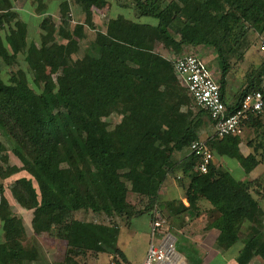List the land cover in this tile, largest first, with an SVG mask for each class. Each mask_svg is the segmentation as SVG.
I'll use <instances>...</instances> for the list:
<instances>
[{"label":"trees","instance_id":"16d2710c","mask_svg":"<svg viewBox=\"0 0 264 264\" xmlns=\"http://www.w3.org/2000/svg\"><path fill=\"white\" fill-rule=\"evenodd\" d=\"M34 2V12L46 14L42 1ZM134 2L138 14L152 21L109 19L106 31L97 36L95 51L76 58L82 26L76 24L72 34L67 29L70 17L64 14L75 5L84 13L85 22L93 25L92 8L104 6L105 0L60 2L64 16L57 33L66 42L53 38L50 13L39 23L44 43L40 46L28 43L27 26L21 20L14 22L4 38L0 36V59L10 65L23 53L31 80L40 89L30 86L23 69H17L8 81L0 70V129L11 141L13 153L27 161L22 167L25 174L11 183V198L20 207L33 210L34 229L50 230L54 225L67 246L105 252L116 244L117 233V224L106 223L114 216L126 220L152 216L159 210L164 182L179 173L188 202L181 211L192 210L200 216L198 202L207 200L214 216L204 229L215 230L216 245L228 249L240 242L243 261L252 255L264 257V232L258 225L264 219L260 203L264 173L243 185L231 172L217 169L213 161L206 173L196 169L199 158L190 153V145L199 140L203 117L210 120L209 115L196 103L199 109L193 110L194 100L179 83L173 60L154 51L156 43L178 52L183 44L213 47L221 66L218 83L222 93L230 57L243 59L249 47L247 31L264 29V0ZM14 14L10 0H0V26ZM249 76L239 101L244 93L260 88L264 58ZM104 98L112 99L109 108ZM239 101L228 107L235 108ZM263 111L264 107L245 121L258 129L260 138L264 136L259 131ZM112 112L122 117L109 128L104 118ZM239 136L213 134L204 141L213 156L236 159L247 174L264 159V140L257 138L252 151L244 155ZM185 148L189 153L173 162L174 154ZM5 150L0 141V158L7 163L5 168L0 165L2 179L21 170L8 164ZM3 185L0 183V192ZM1 194L5 240L0 242V264H8L23 260L27 252L18 240L24 233L22 221L12 214L8 197ZM75 211L92 212L96 217L81 220L74 217ZM244 226L247 233L242 232ZM113 250L132 264L119 248ZM202 260L197 264H203Z\"/></svg>","mask_w":264,"mask_h":264},{"label":"rangeland","instance_id":"374dc122","mask_svg":"<svg viewBox=\"0 0 264 264\" xmlns=\"http://www.w3.org/2000/svg\"><path fill=\"white\" fill-rule=\"evenodd\" d=\"M44 1V6L46 8L43 11L46 14L43 15L42 11L39 13L34 12L36 4L34 0L32 1L34 3L28 1L22 5L15 4L12 0H10V2L13 4L15 14L2 22L0 26V36L4 38L5 35L9 33V28L14 25V22L21 20L27 26L26 36L28 43L33 42L37 46H40L44 43L40 37L41 29L39 23L44 17L47 16V14L50 13L52 17L50 22H53L54 24L53 38H55L56 42H66V39H63L57 33L58 26L61 25V17L65 15L70 17V22L67 29H69L72 34H74V27L76 24H80L82 26V37L77 40L78 52L73 56L76 58L78 56L84 55L85 53L95 51V48L98 45L97 36L98 34H102L106 31V25L109 19L122 17L137 22L152 21L149 17L140 16L138 14L135 8L134 0H105L106 4L104 6L93 7L91 15L93 25L87 24L85 22L84 13L77 10L75 5L71 7V10H69L68 13L62 15L59 4L64 0ZM164 1L168 3L173 0ZM263 33L264 29L260 31L249 29L247 31V41L249 47L244 54V58L239 60L236 59L235 56H232L229 59L230 65L225 75V96L229 103H235V101L238 99L239 94L247 84V78L250 77L249 74L252 72L253 67L256 68L259 60L262 56H264V52H261L259 49V41ZM75 37L78 38L77 36ZM154 51L160 53L165 58L170 60H174L184 53H197L203 60H205L213 74V77L216 78L218 82L220 80L221 66L219 64L217 52L209 45L198 44L194 46L183 44L181 45V51L178 52L177 50L164 47L161 43H156L154 46ZM17 69H23L29 78L28 80L30 86L34 87L36 91H40V89H38L31 80L32 73L24 59L23 53H19L16 61L10 65H7L0 59L1 76L4 81H8L12 73L17 71ZM179 83L182 85V82ZM103 103L109 108L111 106L112 99L104 98ZM191 106L194 111L199 109V107L192 100ZM121 117L122 115L120 113L112 112L110 115L104 118V121L109 128H113L120 121ZM248 133L250 132L246 130L244 134L242 133V135L239 137L242 136L245 138L247 137ZM213 134V123L206 116L203 117V124L201 125L199 131V140H206L212 137ZM262 138L264 140V136ZM0 141L6 146V150L3 152V154L7 156L8 164L21 168L19 172L16 171L12 173L11 176L7 177V179H2L0 177V183H4L3 192H0V197L2 195L1 193L8 197L12 204V214L18 216L22 221L24 233L18 238V240L20 241L23 249L27 252L23 260L12 261L8 264H107V262H109V257L114 253L113 247L116 246L120 249L128 261H131L134 264H139L146 254L150 239L155 237L154 243H159L161 240L162 236L159 233H155L152 236L150 227L148 228L147 223H139V221L145 219L144 216L146 215L132 218L130 220L117 218L115 216L112 218V220L109 218L111 223L106 224H117L116 244L113 242L112 246L107 247L105 252H94L89 250L83 251L77 249L74 246H67L66 239L64 236L59 234L54 225L50 228V230L34 229L31 223L34 215L33 210L20 207L10 196L11 183L17 176L25 174V171L22 169V167L27 161L26 159L13 153L11 141L1 129ZM187 153H189V149L185 148L183 151L178 152V154H174L173 162L182 158L183 155ZM213 164L217 169H223L231 172L233 177L236 178L239 183L243 185L247 183L248 176H246L236 159L214 154ZM0 165L5 168L7 163L3 162L0 158ZM178 175L179 173H173L172 176L168 178V180H174L178 187L183 188L181 179L178 178ZM187 179L188 178L185 179V183L187 182ZM131 196L129 200L130 202L134 203V199ZM171 197L173 196L163 194L160 195L158 209L163 215L166 216L164 217L167 219L168 228L174 237L175 242L173 246L176 257L173 258V263L197 264L199 260L203 259V264H219L220 258L213 255L212 249L209 253L210 249L204 245V233L206 232L204 226L214 216V213L210 211L211 206L209 202L205 199L199 200L198 208L201 212L200 216H195V212L192 210L186 212L179 210L178 214L180 220L184 221L183 223H179L178 220H172L167 211L166 202L168 201V198ZM175 198H178L176 203L178 205L177 209H179V196L175 195ZM74 217L89 221L94 219L96 215L92 214V212H87L85 214L83 212L75 211ZM258 225L264 232V219ZM247 231L248 229L246 226H244L242 228V232L247 233ZM4 236L5 233L1 230L0 221V242L5 240ZM236 249L237 246L234 245L229 251L234 252ZM207 253L208 257H206ZM204 255H206L205 258H203ZM235 259L237 264H247L249 260L251 261V264H264V257L262 255H252L246 261L240 260L239 256H236Z\"/></svg>","mask_w":264,"mask_h":264},{"label":"built area","instance_id":"2783aa9c","mask_svg":"<svg viewBox=\"0 0 264 264\" xmlns=\"http://www.w3.org/2000/svg\"><path fill=\"white\" fill-rule=\"evenodd\" d=\"M259 48L264 50V33L259 41ZM177 77L188 88L194 102L204 109L213 123L214 134L242 135L245 121L251 113H260L264 107V77L260 88L244 93L235 108L230 109L225 103L220 85L211 70L197 53H184L173 60ZM190 153L199 158L196 169L206 173L213 161V153L204 140H196L190 145ZM152 236L159 233L162 238L154 243L152 237L146 255L139 264H174V237L168 228V222L160 212L150 216ZM109 264H127L118 255L109 259Z\"/></svg>","mask_w":264,"mask_h":264},{"label":"crops","instance_id":"0c3cea01","mask_svg":"<svg viewBox=\"0 0 264 264\" xmlns=\"http://www.w3.org/2000/svg\"><path fill=\"white\" fill-rule=\"evenodd\" d=\"M12 1L15 4L22 5L24 3H27L28 1H31L32 2L33 0H12ZM32 3H34V2H32ZM41 3L43 4V6L45 5V1L44 0ZM260 51L261 52H264V50H261V49H260ZM263 58H264V56L261 57V59L259 60L257 66L260 64V62L262 61ZM222 95H223V99H224L225 103L229 107L235 106L237 104V102L239 101L237 99L235 101V103H229L226 100L225 88H224V91L222 92ZM260 119H261V127L259 128V131H260V133L261 132L264 133V124H263V122H264V111L261 113ZM246 130L249 131L250 133H248L247 134V137H245V138L241 136V140H240V143H239L240 150L244 153V155H246V154H248V153H250L252 151V147L255 146V143H256V139L257 138L259 140L262 139V137L260 138L259 135H258V133H257V130L258 129H256L255 126H253L251 123L250 124L248 123V124H245L244 125L243 134H244V132ZM263 173H264V159H261L259 161V165L257 167H255L251 172H249L247 174L245 173L246 176H248L247 183L250 180L255 179L257 177V175H260V174L263 175ZM168 178H170V177H168ZM168 178L166 179V181L164 182V184H163V186H162V188L160 190V195L163 194V195L173 196L171 198H168V201L166 202L168 214H169V216H170V218L172 220H178L179 223H183L184 221L183 220H180V217H179V214L178 213H179V210L183 209V206L182 205L187 206L188 205V202H187V200L185 198V194H184L183 188L178 187L177 184H176V182L174 180L169 181ZM175 195H178L179 196V203H180V205H179L180 208L179 209H177V206L178 205L176 203V200H178V198H175ZM260 203L264 207V193L260 197ZM185 204H187V205H185ZM157 211L160 212L161 215H163L160 210H157ZM184 211L186 212V211H189V210H184ZM163 216H165V215H163ZM144 218L145 219H142L141 221H139V223H147V226L149 228L150 227V216L149 215H146V216H144ZM215 235H216L215 230H206V232L204 233V237H205L204 245L208 249H210L209 250V253L211 252V249H212L213 250L212 251L213 255L215 257H219L220 258V263L219 264H233L236 261V259H235L236 256L237 257L239 256V250L242 247L241 246V243L240 242L236 243L235 246H237V249L234 250V252H231L229 250L232 247H230L228 249H222V248L218 247V245H216V243H215ZM113 255H118V254H116V253L111 254V256H113ZM205 256L206 255H204L203 258H205ZM110 257H109V259H110ZM206 257H208V253H207V256ZM129 262H131V261H129ZM250 262L251 261L249 260L247 262V264H251ZM131 263L134 264L133 262H131ZM234 264H237V263L235 262Z\"/></svg>","mask_w":264,"mask_h":264},{"label":"bare ground","instance_id":"6f19581e","mask_svg":"<svg viewBox=\"0 0 264 264\" xmlns=\"http://www.w3.org/2000/svg\"><path fill=\"white\" fill-rule=\"evenodd\" d=\"M176 257V256H175Z\"/></svg>","mask_w":264,"mask_h":264}]
</instances>
